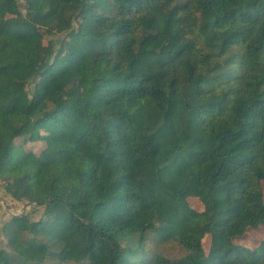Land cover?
Instances as JSON below:
<instances>
[{"label":"trees","instance_id":"obj_1","mask_svg":"<svg viewBox=\"0 0 264 264\" xmlns=\"http://www.w3.org/2000/svg\"><path fill=\"white\" fill-rule=\"evenodd\" d=\"M4 1L0 189L38 207L0 264H264V0ZM169 108L173 149L204 146L182 213L137 157Z\"/></svg>","mask_w":264,"mask_h":264},{"label":"rangeland","instance_id":"obj_2","mask_svg":"<svg viewBox=\"0 0 264 264\" xmlns=\"http://www.w3.org/2000/svg\"><path fill=\"white\" fill-rule=\"evenodd\" d=\"M19 3L22 8L29 6L39 10L42 7V0H19ZM4 4L5 1L0 0V7ZM29 90H31V87H29ZM59 114L62 120L68 122L74 133L81 134L84 131V124L78 110L72 109L67 105H62L59 106ZM173 117L174 108H169L163 118V125L159 127L154 134L157 142L151 148V156L147 158L144 155V147L140 145L137 148V157L141 162V167L150 172V176L148 177L149 180L155 179L159 181L166 189L178 195L177 199L170 197L167 200V204L174 208L177 213H182L184 208L179 203H182L186 197L188 198L190 195H193L196 188V169L186 165V161L201 157L204 154V146L199 145L193 149H189L185 154H180L174 150L173 148L176 146L186 148L190 140H180L177 136L172 134ZM187 131L188 129L184 127L183 133L185 135ZM35 149V146H25L22 152L33 153ZM10 171L12 173L19 172L14 166L10 167ZM15 195L19 196V190L15 191ZM0 198L9 206L8 211L14 214H20L22 207L21 202L15 201L10 196L4 194L2 189H0ZM177 201H179V203ZM33 207L35 208V206ZM27 209L28 208H26L24 212H26ZM135 213L134 217L144 222L150 216L151 209L145 212ZM8 218L9 216L5 212V207L1 204L0 200V226ZM1 239L2 236L0 232V242Z\"/></svg>","mask_w":264,"mask_h":264},{"label":"water","instance_id":"obj_3","mask_svg":"<svg viewBox=\"0 0 264 264\" xmlns=\"http://www.w3.org/2000/svg\"><path fill=\"white\" fill-rule=\"evenodd\" d=\"M0 200H1V204L5 207V212L8 214V216L10 218H19V217H22V216L25 215V212L24 211H25L26 208H29L31 206L37 207V203L26 202V203L22 204L20 214H14V213L8 211L9 206L7 204H5V201L2 198H0Z\"/></svg>","mask_w":264,"mask_h":264}]
</instances>
